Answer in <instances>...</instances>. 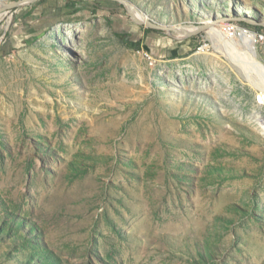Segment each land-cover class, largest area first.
Segmentation results:
<instances>
[{
  "label": "rangeland",
  "instance_id": "1",
  "mask_svg": "<svg viewBox=\"0 0 264 264\" xmlns=\"http://www.w3.org/2000/svg\"><path fill=\"white\" fill-rule=\"evenodd\" d=\"M18 1L0 0V264H264V0H129L182 55L114 0L5 48ZM216 19L256 34L252 61L195 32Z\"/></svg>",
  "mask_w": 264,
  "mask_h": 264
},
{
  "label": "crops",
  "instance_id": "2",
  "mask_svg": "<svg viewBox=\"0 0 264 264\" xmlns=\"http://www.w3.org/2000/svg\"><path fill=\"white\" fill-rule=\"evenodd\" d=\"M84 2L82 6L80 3ZM90 0H40L35 1L24 7L21 12L20 18L14 23L12 32H8L7 42L4 43L5 48H14L16 44L18 46L25 45L33 41V39L41 32H44L50 28L58 20H61L63 16H67L73 19L84 18L88 13L98 12V7ZM140 29H137L138 32ZM155 31H148L144 38L145 47L151 52L160 54L162 50L167 48V54L171 53L182 55L187 52V46L176 41L177 45H173L170 41L165 46L160 41L159 35ZM143 33V32H142ZM140 33V31L137 33ZM179 43V44H178Z\"/></svg>",
  "mask_w": 264,
  "mask_h": 264
},
{
  "label": "bare ground",
  "instance_id": "3",
  "mask_svg": "<svg viewBox=\"0 0 264 264\" xmlns=\"http://www.w3.org/2000/svg\"><path fill=\"white\" fill-rule=\"evenodd\" d=\"M7 5L8 4H5L4 2L3 3L0 2V20L6 14V13H1V11H3L4 10V6H7ZM237 13H238V15H241L242 14V12H240L239 10L237 11ZM141 19L145 20L146 17H142ZM215 21L216 22L212 21V23H205L204 24L206 26L207 25L210 26L211 24L214 25L213 27H211L207 31L208 35L210 36V38L213 39L214 43H217L218 44V40L219 41L220 40H223L224 38L222 36L225 35V36H227L225 38H227V39L228 38H231L233 40V42H235L237 44L240 43V46L243 47L242 50L244 51V53L246 55V58H248L250 61H252L254 59V56H255L254 55V52H253V47L252 46H253V43L256 42V34L253 33L250 30H247V29H244V30L243 29H237L235 27H232L233 25H231V26L229 25L228 26V25L219 23L218 22L219 19H216ZM177 29H178L179 35L184 36V35H188V34L194 32L197 28H195L194 26H191V25H189V26H185V25L182 26L181 25ZM75 31H76V29L73 26L66 28V30H65L64 33L67 35L68 40H71L72 39ZM219 45L217 46L218 48H220ZM222 51L224 52V50H222ZM231 54L232 53H230V55ZM232 59H234V57ZM242 69L244 71L249 72L251 74V71H250L249 66L246 67L243 64Z\"/></svg>",
  "mask_w": 264,
  "mask_h": 264
},
{
  "label": "water",
  "instance_id": "4",
  "mask_svg": "<svg viewBox=\"0 0 264 264\" xmlns=\"http://www.w3.org/2000/svg\"><path fill=\"white\" fill-rule=\"evenodd\" d=\"M35 1H40V0H21V1L13 3L12 6H17V5H21V4L27 3V2H35ZM114 1H117L118 3L124 5L126 7V9L128 10V13L131 16L132 20L134 22L140 24V25H144L145 27L151 28V29L167 30V31L173 30V31H175L172 25H163V24L157 23V22H155V21H153V20H151L149 18L143 20V19H139V18L135 17V15L130 10L131 1H129V0H114ZM205 27H206V25L203 24L195 32H198L200 30H204ZM195 32H193V33H195ZM193 33H190L188 35H191Z\"/></svg>",
  "mask_w": 264,
  "mask_h": 264
},
{
  "label": "trees",
  "instance_id": "5",
  "mask_svg": "<svg viewBox=\"0 0 264 264\" xmlns=\"http://www.w3.org/2000/svg\"><path fill=\"white\" fill-rule=\"evenodd\" d=\"M101 1H103V0H101ZM148 31H154L155 29H151V28H149V29H147ZM116 35H117V37H119V38H122V36H120L117 32H116Z\"/></svg>",
  "mask_w": 264,
  "mask_h": 264
},
{
  "label": "built area",
  "instance_id": "6",
  "mask_svg": "<svg viewBox=\"0 0 264 264\" xmlns=\"http://www.w3.org/2000/svg\"><path fill=\"white\" fill-rule=\"evenodd\" d=\"M259 38H260V40H264V36H260Z\"/></svg>",
  "mask_w": 264,
  "mask_h": 264
}]
</instances>
